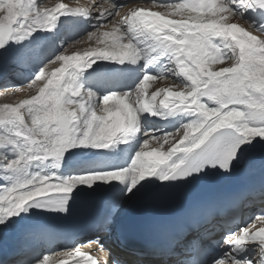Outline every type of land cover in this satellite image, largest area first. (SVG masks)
<instances>
[{"label":"snow or ice","instance_id":"obj_1","mask_svg":"<svg viewBox=\"0 0 264 264\" xmlns=\"http://www.w3.org/2000/svg\"><path fill=\"white\" fill-rule=\"evenodd\" d=\"M237 3L264 8V0H179L174 4H155L163 12L153 11L142 2L128 7L114 0H87L77 7L60 2L52 8H37L35 0H0V48L10 39L23 40L38 29L53 30L59 16L69 8L96 11L105 18L112 16L110 22L88 35L94 46L58 56L26 87L30 93L26 98L15 104H0V126L14 125L13 135L29 146L6 165V170L20 178L0 190V224L26 210L30 202L50 197V203L66 210L67 199L78 185L91 187L96 182L118 181L127 183L131 192L139 182L157 173L162 181L185 178L190 174L185 167L187 157L193 154L202 162L230 171L243 144L251 143L255 137L264 138V87H260L264 83V31L254 33L251 25H243L236 18L231 5ZM123 8L128 11L121 12ZM123 26L149 34L153 44L142 51L125 41ZM217 39L223 48L214 43ZM148 52L169 53L175 74L183 77L187 85L145 75L135 94L106 95L98 111L91 92L82 94L68 82L75 80L76 70L91 67L97 59L134 64ZM158 80L164 82L163 86L157 84L153 88ZM205 98L216 106L202 102ZM157 107L192 114L196 119L175 134L146 141L130 167L66 180L24 175L33 161H59L66 151L77 146L107 149L124 142L138 115L146 112L155 116ZM13 143L0 135V147ZM178 153L184 158L173 160ZM199 170L202 165L192 169ZM249 243L258 246L255 260L241 262L226 253V258L215 264H264V215L224 240L233 250ZM197 244L193 241V246ZM78 257H84L86 264L104 262L80 249L56 256L58 264H79ZM57 259L45 256L42 264H57Z\"/></svg>","mask_w":264,"mask_h":264},{"label":"bare ground","instance_id":"obj_2","mask_svg":"<svg viewBox=\"0 0 264 264\" xmlns=\"http://www.w3.org/2000/svg\"><path fill=\"white\" fill-rule=\"evenodd\" d=\"M85 1L86 0L78 2L77 3L78 5L77 4L76 5L68 4V5L70 7H77V6L87 3ZM117 1H119V3H125L124 5L128 7H135L136 6L135 4L142 2L146 5L148 4V6L151 7L153 11H161V12L165 10L163 8H157L155 4L166 5V4H174V3L179 2V1H175L173 3H163L160 0H117ZM246 3H247V0H246ZM71 9L72 8H69L66 11V13L63 15H60L58 19H62L65 15L68 14V12ZM124 9H125V12L128 11L127 8H124ZM232 10L235 12L236 18L243 25L247 21V23L249 22L252 23L251 24L252 28H258V29L260 28V30H257V31H264V27L262 28V23H260L262 21L264 23V8L244 7L237 3V4H232ZM83 11L86 12V17L92 20L91 14H93L94 11H91V10H83ZM103 18L105 17L101 16V19H97V20L93 18V21H95L96 23V21H99V20L102 21ZM178 18L179 17H177V19ZM84 23H85L84 19L77 20L74 22L71 20H66L64 22L62 20L61 22H59L57 20L56 27L51 31H53V34L55 35H58L59 32L63 31L64 33H66V35L64 36V39L65 37L66 39H68L71 37V35L78 34L81 29L80 27ZM127 27L128 26H125V28H123L122 30L124 32L128 30L132 34L131 29H127ZM49 32L50 31L46 30V33L44 34L45 38L43 39V42L37 46V50L34 52L31 58L29 57L27 58L24 55L26 50L23 51V47H22L23 44L21 43H17V44L15 43L12 45L10 44L4 50L3 48H1L0 59H2L1 61L3 60L4 61L0 63V68L5 66V64H7L9 61L13 63V68L11 69V73L7 78H2L0 80V87H1L0 96H7V94L9 93L11 94L12 91L18 92V89H19L18 87L20 86V84L25 83V81L27 80V77L30 75V71H32V69H36L37 68L36 66L42 62L41 53H43L44 55V52H46V46L50 45V43L46 41V37H48ZM253 32L255 33L256 31L253 30ZM135 37L133 36L131 38L134 40ZM143 39L149 41V42L147 41L148 43L145 46L146 49L149 48V46L153 44V41L150 39L149 34L143 33ZM6 45L8 44L6 43ZM86 48H83V50ZM76 51L77 50H73V52H76ZM51 52L52 54L55 53L54 50H51L49 53ZM49 53H47V55ZM147 57L150 60L154 57H157V61L160 65H157L158 63L156 62V64L154 65V69H156V73L158 74L166 70L167 63H170L169 65H171V67H173L175 70L171 55L168 53L148 52ZM99 63L104 64L105 70H106V72H104L102 79L95 81V82L87 81L86 76L88 73H90L91 71L100 69ZM110 63L112 62H108L107 60H104V59L96 60L92 64L91 67L83 69L84 73L79 74V78L82 81V85L84 86L82 87L84 89L82 91V94H87L91 92L93 96L96 97V93L108 91V92H111V94L124 95L122 94V91L129 90L133 86V82H131L128 86L123 87L122 83L112 82L108 80L107 67ZM97 64H99L98 68H97ZM124 65L126 66V68H124L125 67ZM122 66L125 72V80L129 79L132 71L134 72V75H133L134 79H136V77L139 74L137 63L133 64L131 62H125L122 64ZM171 69L169 68L167 72L164 74V78H160V79L170 80L174 84H178V85H187L188 82L185 81L183 77L176 75L175 72H174V75L172 74L171 76L170 75ZM161 82L164 84L163 81ZM21 95L22 94H18L17 96L19 97H17V99L14 98L13 94H11L10 97L15 99V101H18L21 99L20 98ZM25 97L27 96H23L22 99ZM208 104H210L211 107L216 106L212 102H209ZM157 113L158 115H155V116L151 115L150 120L146 122L145 124L147 126L146 129L148 133H150V135H153V137H162L167 134H175L177 132L176 131L177 128L180 125H183L184 123L188 121H191L193 117L192 114L173 112L171 110L167 112L165 109H162L159 107H157ZM154 119L159 120L162 124H164L163 128H160L159 126H157L153 122ZM130 134H131V138H130L131 144L126 151V156L123 159V161L120 163L119 167L112 171L122 170L126 165L129 164V162H130V165H129L130 167L133 159L135 158L136 153L138 152V148L136 144L137 135H136L134 128L132 129ZM137 134H139V132ZM120 143L121 142H117L113 144V147L109 151V153L112 155L111 157H108L107 160L103 164H96V165L82 166L81 162L85 160L86 158L91 157L93 154H96L99 149L93 148L91 146H87V147L79 146V147L71 148L65 152L64 156L59 161L52 159L51 162H48L46 160H45L46 162L44 163L42 162L43 164L41 165V172L39 176H51V177L58 178V180H66V179H71L74 176H83V175L99 174V173L103 174L106 172H111V171H107V167L109 165L114 164ZM23 149L21 148V150ZM2 152L3 151H1L0 153ZM5 152L7 153V151ZM11 153L12 152H10V154ZM10 154L8 153V155ZM18 155L19 154L15 155L14 153V155L11 154V157L18 156ZM181 155L182 153H178L175 157H173V159ZM102 157H104V155L100 154L99 158H102ZM238 163L241 166L246 168V170L248 171L249 177H256V178L262 177L264 175V138L255 137L252 139L251 143H246L241 155L238 158ZM37 167L38 165L33 167V169H36ZM50 170L51 172L49 174ZM63 172H65V175L61 174ZM33 175H38V174H33ZM16 180L15 179L10 180V178L8 180V178L3 177L2 175L0 177V183L3 182L4 184H9L8 187H11V185ZM53 182H56V181H53ZM137 186L131 192H129L128 190L129 185L127 183L122 184L118 181H113L109 183L96 182L91 187H88L87 185H78L72 193L92 195L94 193H100V192L107 191L110 188H114V190L109 194V197L117 205L118 208H121V207L124 208V206L128 205L129 201L132 198L137 197L141 194H144L146 191H148L149 189L153 187V186L144 187L138 191ZM261 195H264V176L260 178L256 182V184H254V186L249 190L247 199L245 202H243V205H242L243 210L240 213V220L238 222H236L235 219L232 217L228 218V220L219 219V218L215 219L209 228L208 227L203 228L202 230L199 231L198 234H191L190 236H188L185 242L178 244L176 247H174L173 251L168 256L162 257L161 259H155V253L153 252V247L150 246V244H152L151 242H153L154 244L153 240L145 243L147 250H138L133 246L132 247H127V246L121 247V245H119L115 241L114 223L109 220L106 221L103 225L100 224L95 228L94 233H96L97 235L95 239L93 238L88 239L87 238L88 236H84V237L79 238L76 242L72 243L71 245L65 248L57 247L52 250H47V248H45V246L43 245V242L39 240V238L34 237V235L29 234L27 231L19 230V223H20L21 218L15 215V216H12L11 218H7L4 224H0V250L8 249L12 247L13 245H15L19 240H22L25 243V247H24L25 249L23 251L24 256H17L5 262L3 261L4 259H0V263L26 264V262H28L27 264H42L43 260H41V262L39 263L35 262V260L38 258V255H40L42 251L47 250L45 251L44 257L50 256L52 259H57L56 256H60V255L72 252L76 249H80L86 255L87 253H91L92 255L96 256L100 260L101 259L108 260V264H114V261L116 260H122L126 264H172L176 261H181L180 264H193L191 262V258L193 256V249H194L193 241H195V239H200L203 237L207 239L206 243H208L209 246L215 249V253L210 257V260L207 264H215L216 261L222 258H226V255H225L226 253H230L233 258L241 262L245 260H255L259 255L257 244L249 243L247 245L241 246L239 249L233 250L231 247L224 244V240L228 236L244 228H247L250 224H252V223L247 224L248 223L247 219H249L248 217L251 215V213L256 208V204L254 203L255 199ZM261 210L264 213V205L262 206ZM226 221H231V222L233 221L234 223L232 226L228 227L227 225L223 224V222H226ZM215 242H222L221 246H219L218 249L214 247ZM189 245H192V247L190 248ZM19 255H21V252L19 253ZM76 259L79 260V264H86L84 257H78ZM57 264H58V259H57Z\"/></svg>","mask_w":264,"mask_h":264},{"label":"rangeland","instance_id":"obj_3","mask_svg":"<svg viewBox=\"0 0 264 264\" xmlns=\"http://www.w3.org/2000/svg\"><path fill=\"white\" fill-rule=\"evenodd\" d=\"M64 2V3H67V4H69V5H76L78 2H80V1H83V0H35V7H37V8H43V7H48V8H50V6H51V8L52 7H54L55 6V4H57V3H60V2ZM85 2H87V0L85 1ZM226 3H227V0L225 1ZM114 3H116V4H125V3H119V1H117V0H114ZM78 5V4H77ZM231 8H232V5H231ZM121 12H125V9L123 8V9H121ZM91 18H92V20L91 19H89L88 17H86L85 16V19H84V26L82 25L80 28V32L78 33V34H75V35H71V37L70 38H68V39H66V37H65V39H64V36L66 35V33H64L63 31L62 32H59L58 33V35H55V34H53V36L52 37H54V40L52 39V41H50V40H47V38L48 37H46V41L48 42V43H50V45L52 46V48H51V50H54L55 51V53L54 54H52V52L51 53H49L50 51H48V52H44V55H43V57H41V59H42V62L41 63H39L36 67V69H32V71H30V75H32V76H28L27 77V80L25 81V83L24 84H20V86L18 87L19 89H18V92H14V91H12V93L11 94H13L14 95V98H16L17 99V97H19V96H17L18 94H22L21 96H20V98L22 99V97L23 96H28L30 93H29V91L26 89V87L32 82V81H34L35 80V78H36V76L40 73V71L41 70H43V69H45L46 68V66L50 63V62H52V61H54V60H56V58L58 57V56H60V55H62V54H69V55H71V52H72V54L73 53H75V52H73V50H83V48H86V47H88V46H94V43L93 42H90V41H88V39H87V37H88V35L90 34V33H93V32H95V31H97L100 27H101V25H103V24H106V23H108V22H110L111 21V19H112V16L110 15V16H108V17H106V18H103L102 19V21H96V23H95V21H93V18H95V20H97V19H101V16H100V14L98 13V12H96V11H94L93 12V14H91ZM177 18V17H176ZM89 19V20H88ZM58 20H60V19H58ZM87 21V22H86ZM60 22V21H59ZM89 22V23H88ZM87 23V24H86ZM92 23V24H91ZM260 23H262V28L264 27V23H263V21L262 22H260ZM96 24V25H95ZM246 24H248V25H251L252 23H247V21H246V23H244V25H246ZM88 26V27H87ZM123 28H125V26H123L122 27V29ZM261 28V29H262ZM127 29H130L129 27H127ZM254 31H257V30H260V28L258 29V28H252ZM105 29H101V31H104ZM126 32V33H125ZM123 31L122 30V34L124 35V38H125V41H130V42H132L133 44H135L138 48H140L142 51H143V48H144V50L146 49V44L149 42L148 40H144L143 39V34H141L139 31H137V30H132L131 29V32H132V34L127 30V31ZM44 34H45V30H41V29H38V30H36L35 32H33L32 33V35L31 36H29V37H26V38H24L23 40H20V39H18V38H13V39H10L8 42H7V44L8 45H6L5 47H3V50L7 47V46H9L10 44L12 45V44H17V43H21V44H23L24 46H23V51H25L26 50V52H25V56L28 58H31L32 56H33V54H34V52L37 50V46L40 44V43H42L43 42V39L45 38V36H44ZM132 36H131V35ZM139 34H141V35H139ZM126 36V37H125ZM129 36H130V38H129ZM135 37V39L133 40L131 37ZM94 39L95 38H93V41H94ZM64 41H66V42H64ZM148 41V42H147ZM52 42V43H51ZM144 42V43H143ZM215 42V44H217V46H219V47H221V48H223V45L221 44V42H220V40H215L214 41ZM62 43H64V44H62ZM60 44H62V45H60ZM15 48V47H14ZM12 51V50H11ZM70 52V53H69ZM0 53H1V48H0ZM23 53V52H22ZM46 53V54H45ZM47 53H49L48 55H47ZM30 54V55H29ZM42 54V53H41ZM27 55H29V56H27ZM47 59V60H46ZM2 59H0V63H2L3 61H1ZM156 62L158 63V61H157V57H154V58H152L151 60L147 57V55H145L142 59H140V60H138L136 63H137V66H138V69H139V74H138V76L136 77V79H135V81L133 82V86L129 89V90H124V91H122V94H125V93H132V94H135V92H136V90L138 89V87L140 86V84L142 83V81H143V79H144V77H145V75H151V76H153V77H156V78H164V74L167 72V70L170 68H172L170 71V75L172 76V74L174 75V72H175V70H174V68L173 67H171V65H169L170 63H167V67H166V70L165 71H162L160 74H158V73H156V69H154V65L156 64ZM100 64V69H102V70H104V72H106V70H105V66H104V64H101V63H99ZM157 65H160L159 63L157 64ZM20 66H22V65H20ZM13 68V63L11 62V61H9L7 64H5V66H3V67H1L0 68V80L2 79V78H7L9 75H10V73H11V69ZM173 71V72H172ZM81 73H84V72H81ZM81 73H78V72H76L75 71V80L74 81H71V80H69L68 82H70V83H72V85H73V87L74 88H78L81 92L84 90L82 87H84L83 85H82V81L81 80H79L80 78H79V74H81ZM137 78H139V79H137ZM160 85V86H163V83L161 82V81H156V82H154V84H153V88L156 86V85ZM178 85V84H177ZM1 88V87H0ZM150 90H152V88H150ZM96 92H98V91H96ZM10 93L9 94H7V96H0V104H3V103H11V104H15L16 102H18V101H15V99H13L12 97H10V95H11ZM111 94V92H108V91H104V92H99V93H96V97L95 96H93L94 97V107L99 111L101 108H102V99H103V97L104 96H106V95H110ZM26 98V97H25ZM20 99V100H21ZM202 102H205V103H207V105L209 106V107H211L210 106V104H208L209 103V101H207L206 100V98L202 101ZM161 116V115H160ZM150 118H151V114L150 113H140L139 115H138V121H137V123H136V125H134V129H135V132H136V135H137V139H136V144H137V148H138V152L142 149V146H143V144L146 142V141H148V140H150V139H152L153 138V135H150V133H148V131H147V126L145 125L146 124V122H148L149 120H150ZM194 119H196V117L195 116H193L192 117V120H194ZM191 120V121H192ZM191 121H188V122H186V123H189V122H191ZM186 123H184V124H186ZM183 124V125H184ZM183 125H180L178 128H177V130L176 131H178V130H181L182 129V126ZM141 127V128H140ZM139 128V129H138ZM14 130H15V126L14 125H5V126H0V135H2V136H5L7 139H10V140H12V141H14V143L13 144H9V145H6V146H4V147H0V152L1 151H3L4 152V154H3V152L2 153H0V177H1V175L3 176V177H6V178H8V180H9V178H10V180H16L17 178H20L19 176V174H17V173H14V172H12V171H9V170H6V165L9 163V161H11L12 159H15V158H17V156H13V157H11V154L12 155H14V153H15V155L16 154H19V152H20V149L22 148H24L23 150H27V148L29 147L24 141H23V139L22 138H18V137H15L14 135H13V132H14ZM138 130V131H137ZM140 130V131H139ZM139 132V134H137ZM138 141V142H137ZM13 145H17L18 146V149H19V151H16V150H14V148L12 147ZM77 147H79V146H77ZM9 150V151H8ZM11 150V151H10ZM5 151H7V153L5 152ZM22 151V150H21ZM10 152H12L11 154H10ZM6 153V154H5ZM8 153L10 154V155H8ZM5 155V156H3V155ZM7 155V156H6ZM9 157H11V158H9ZM50 160V161H49ZM46 161H48V162H51L52 161V159L51 158H49V159H47ZM45 160H43V161H39V160H36V161H33L32 163H31V165H34V164H36V165H39V166H41V164H42V162L44 163V162H46ZM129 165H130V162H129V164L128 165H126L123 169H125V168H128L129 167ZM3 168V169H2ZM28 168V167H27ZM38 169H40V168H38ZM37 169V170H38ZM36 174H40V172H36ZM99 174H102V173H99ZM24 175L26 176V177H31V174L30 173H28V171H27V169H26V172L24 173ZM29 175V176H28ZM17 176V177H16ZM12 178V179H11ZM2 186H0V190H2V189H4V188H7L8 187V185L9 184H1ZM254 203L256 204V208H255V210L251 213V215L248 217L249 219H247V224H250V223H253L254 221H255V218L257 217V216H260V215H264V213H263V211L261 210V208H262V206L264 205V195H261V196H259L258 198H256V200L254 201ZM112 226V225H111ZM96 233H94V236H91L93 239H95L96 238ZM88 239H91V238H89V236L87 237ZM44 255H45V252H42L39 256H38V258L35 260V262L36 263H39V262H41V260H43L44 259ZM30 262V261H29ZM178 262H179V264L181 263V261H176V262H174V263H172V264H178ZM28 262H26V264H27Z\"/></svg>","mask_w":264,"mask_h":264},{"label":"clouds","instance_id":"obj_4","mask_svg":"<svg viewBox=\"0 0 264 264\" xmlns=\"http://www.w3.org/2000/svg\"><path fill=\"white\" fill-rule=\"evenodd\" d=\"M260 87H264V83H262V84L260 85Z\"/></svg>","mask_w":264,"mask_h":264},{"label":"water","instance_id":"obj_5","mask_svg":"<svg viewBox=\"0 0 264 264\" xmlns=\"http://www.w3.org/2000/svg\"><path fill=\"white\" fill-rule=\"evenodd\" d=\"M78 71H81V70H78Z\"/></svg>","mask_w":264,"mask_h":264}]
</instances>
